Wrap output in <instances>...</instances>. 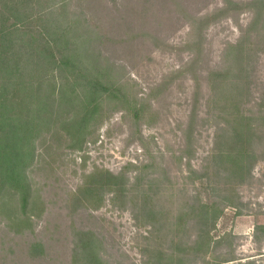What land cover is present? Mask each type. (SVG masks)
I'll return each instance as SVG.
<instances>
[{"label": "rangeland", "instance_id": "rangeland-1", "mask_svg": "<svg viewBox=\"0 0 264 264\" xmlns=\"http://www.w3.org/2000/svg\"><path fill=\"white\" fill-rule=\"evenodd\" d=\"M68 1L110 90L76 142L57 92L26 213L0 202V264H264V0Z\"/></svg>", "mask_w": 264, "mask_h": 264}, {"label": "trees", "instance_id": "trees-1", "mask_svg": "<svg viewBox=\"0 0 264 264\" xmlns=\"http://www.w3.org/2000/svg\"><path fill=\"white\" fill-rule=\"evenodd\" d=\"M38 1L3 0L0 8V202L7 194L16 195L23 213L31 196L27 172L35 161L38 138L55 120L57 92L61 104L66 101L72 106L75 101L76 105L79 99L77 113L68 122L76 142L95 118L96 99L110 90L103 70L93 77L83 75L86 68L79 66L81 55L74 44L77 21H64L71 15L66 12L70 1L53 0L44 14L34 16ZM22 16L28 19L25 25H8L11 18L22 20ZM37 20L44 21L43 26L28 30ZM57 73L66 74L60 87ZM231 156L237 166L239 155Z\"/></svg>", "mask_w": 264, "mask_h": 264}]
</instances>
